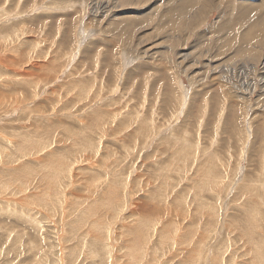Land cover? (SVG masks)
Here are the masks:
<instances>
[{
  "label": "rangeland",
  "instance_id": "1",
  "mask_svg": "<svg viewBox=\"0 0 264 264\" xmlns=\"http://www.w3.org/2000/svg\"><path fill=\"white\" fill-rule=\"evenodd\" d=\"M184 2L0 0V264H264V0Z\"/></svg>",
  "mask_w": 264,
  "mask_h": 264
},
{
  "label": "bare ground",
  "instance_id": "2",
  "mask_svg": "<svg viewBox=\"0 0 264 264\" xmlns=\"http://www.w3.org/2000/svg\"><path fill=\"white\" fill-rule=\"evenodd\" d=\"M191 2V0H185V2ZM183 2H184V0H183ZM184 2V3H185ZM175 5V4H174ZM172 7V6H171ZM189 7V6H188ZM173 11V10H172ZM184 12H186L185 10H181V11H178V12H176L177 14L179 13V14H182L183 15V13ZM185 14V13H184ZM241 14V13H240ZM188 17V16H187ZM263 18V17H262ZM261 18V19H262ZM259 19V18H258ZM260 20V19H259ZM262 21V20H261ZM16 59V58H15ZM192 217V216H191ZM191 222V221H190ZM182 228V227H181ZM176 233V232H175ZM177 234V233H176ZM183 236V235H182ZM206 236H208V235H206ZM191 240V239H190ZM230 244V243H229ZM195 245V244H194ZM186 246V245H185ZM200 246V245H199ZM216 246H218V245H216ZM145 247V246H144ZM193 247V246H192ZM196 247V246H195ZM211 247V246H210ZM222 247V246H221ZM216 248V247H215ZM219 248V247H218ZM177 249V248H176ZM188 249H189V247H188ZM172 250V249H171ZM217 250V249H216ZM172 252V251H171ZM194 252V251H193ZM198 252V251H197ZM176 253V252H175ZM184 253V252H183ZM187 253V252H186ZM172 254V253H171ZM178 254V253H177ZM182 254V253H181ZM195 254V253H194ZM173 255V254H172ZM193 255V254H192ZM196 255H197V253H196ZM195 255V256H196ZM150 256V255H149ZM176 256V255H175ZM188 258V257H187ZM118 259V258H117ZM197 259V258H196ZM212 260H213V258H212ZM216 261V260H215ZM181 263V262H180ZM120 264V263H119ZM164 264V263H163ZM184 264V263H183Z\"/></svg>",
  "mask_w": 264,
  "mask_h": 264
}]
</instances>
